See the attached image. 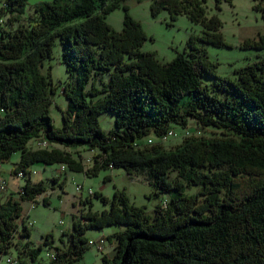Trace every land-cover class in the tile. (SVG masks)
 <instances>
[{
    "label": "trees",
    "instance_id": "1",
    "mask_svg": "<svg viewBox=\"0 0 264 264\" xmlns=\"http://www.w3.org/2000/svg\"><path fill=\"white\" fill-rule=\"evenodd\" d=\"M118 1H0V161L20 150L15 174L39 162L81 171V158L63 148L86 144L97 151L87 173L121 167L130 175L144 173L154 194L171 193L150 216L115 190L108 209L72 219L62 233L67 242L46 264H79L88 248L86 229L113 223L124 227L114 233L115 250L102 256L104 264H264V57L236 69L234 79L220 77L190 38L187 55L180 51L160 62L141 50L146 35L126 12L120 30L109 26L105 15ZM201 1L153 0L151 14L168 8L173 17L188 13L189 5L195 6L190 16L201 14ZM257 7L264 22V4ZM57 37L73 78L62 86L66 109L59 127L49 115L56 92L51 67L42 71ZM206 38L223 43L218 36ZM242 46L264 49V31ZM104 111L115 114L108 132L99 123ZM190 117L220 133L186 136L171 149L137 142L150 132L162 138L174 123L187 126ZM32 138L48 143L30 148ZM190 185L198 190L188 192ZM44 187L43 180L28 179L18 198L9 194L0 202V254L14 247L19 264L34 261L42 247L20 239L30 232L20 202L35 201ZM52 240L45 237V243Z\"/></svg>",
    "mask_w": 264,
    "mask_h": 264
},
{
    "label": "rangeland",
    "instance_id": "2",
    "mask_svg": "<svg viewBox=\"0 0 264 264\" xmlns=\"http://www.w3.org/2000/svg\"><path fill=\"white\" fill-rule=\"evenodd\" d=\"M152 2L153 0H119L117 6L106 13L105 20L110 27L120 30L124 25V13L130 15L139 23V27L146 35L145 40L142 41L141 50L152 51L160 62L170 61L180 51L187 55L186 52L189 51L187 43L190 38H193L194 44L213 62L215 73L220 77L234 79L237 75L236 69L264 57V49L242 46L246 39L255 38L258 33L261 34L264 31L262 10L257 7L258 4L263 5L264 0H203L200 6L201 14L190 16V10L195 6L189 5L188 13L182 10L173 17L168 8L151 14ZM28 12H31V9ZM212 20L218 21L216 27L206 25ZM213 35L220 37L223 43L214 44L212 41H206V37H213ZM61 53L62 44L57 37L54 39L53 53L50 58L45 59L42 68V71L46 72L51 67L49 73L56 85L49 113L56 127L62 125L61 113L66 109V97L62 86H66L73 79L65 69ZM103 79L106 80L107 75H103ZM201 79L204 83L211 82V78L207 75H202ZM90 84L91 82L86 84V88ZM96 85L101 84L97 82ZM114 115L110 111H104L99 115V123L104 131L108 132L114 128ZM172 128L177 131L176 135H165L159 138L150 132L137 142L140 146L161 142L165 149H171L186 136H211L220 133L219 130L211 129V127L198 126L191 117L187 120V126L183 127L181 124L174 123ZM186 129L189 131L185 132ZM149 139L151 142L148 141ZM37 140L32 138L27 142V146L36 148V144L42 142ZM46 145L47 143L40 146ZM63 149L70 151L76 158H81L84 169L75 171L60 162L52 164L39 162L29 166L27 169L29 177L20 178L17 176L19 174H15L13 170L21 157L20 150L13 151L7 159L0 161V178H4L7 182L5 190L0 191V202L4 201L9 194L18 198V188L24 186L28 179L31 182L43 180L45 186V190L36 197L35 201L27 199L20 202L24 223H32L28 226L30 231L28 237L26 235L20 239L22 242L26 239L30 240L33 247L42 246L36 259L34 261L25 259L24 264L48 263L50 254L55 252L56 246L63 248L67 242V236L62 233L71 228L72 219L89 209L92 211L108 209L115 190L123 191L131 203L143 207L150 216L153 215L154 207L158 204L164 205L171 195L170 192L164 191L154 194L153 186L143 177L144 173L130 175L121 167H102L95 173H87L86 169L91 170L93 166L95 153H92L86 144L70 145ZM78 184L83 185L81 192L75 190ZM87 189L101 193L108 201L103 202L99 196L87 194ZM186 190L194 193L198 190V186L190 185ZM16 221L19 229H22L20 218ZM123 227L124 225L113 223L101 229H86L84 236L87 241L102 235L105 238V246L103 250L87 246L78 263L104 264L102 256L109 249V242L115 241L114 233ZM46 236L53 240L45 243ZM17 238L16 234L14 241ZM8 257L17 259V250L12 246L7 252L0 254V264H13L7 261Z\"/></svg>",
    "mask_w": 264,
    "mask_h": 264
},
{
    "label": "built area",
    "instance_id": "3",
    "mask_svg": "<svg viewBox=\"0 0 264 264\" xmlns=\"http://www.w3.org/2000/svg\"><path fill=\"white\" fill-rule=\"evenodd\" d=\"M3 4H5V0H0ZM189 130H185V132H188ZM177 131L176 130H174L173 128H170L169 130H168V132L165 134L166 136H172V135H176L177 133H176ZM164 137V136H163ZM92 153H95V150H93V151H91ZM97 152V151H96ZM109 167H111V166H109ZM18 177H20V178H22V177H29V174H28V171H23L21 174H19V175H17ZM6 186H7V182H6V180L4 179V178H0V191H3V190H5V188H6ZM22 187L23 186H20L19 188H18V191H19V193H21L22 192ZM83 189V185L82 184H78L77 186H76V191H78V192H81V190ZM86 192H87V194H89V195H92L93 194V192H92V190H90V189H87L86 190ZM27 225L28 226H31L32 225V223L31 222H27ZM87 245L88 246H94V247H96L98 250H103L104 249V246H105V238L101 235V236H99L98 238H96V239H94V240H88L87 241ZM56 258V253L55 252H53L52 254H50V258H49V261H53L54 259ZM7 261H9V262H11V263H13V264H19V260L18 259H13V258H11V257H8L7 258Z\"/></svg>",
    "mask_w": 264,
    "mask_h": 264
},
{
    "label": "crops",
    "instance_id": "4",
    "mask_svg": "<svg viewBox=\"0 0 264 264\" xmlns=\"http://www.w3.org/2000/svg\"><path fill=\"white\" fill-rule=\"evenodd\" d=\"M109 243V249L104 252L108 257L111 256L113 254V251L115 250V241H110Z\"/></svg>",
    "mask_w": 264,
    "mask_h": 264
},
{
    "label": "water",
    "instance_id": "5",
    "mask_svg": "<svg viewBox=\"0 0 264 264\" xmlns=\"http://www.w3.org/2000/svg\"><path fill=\"white\" fill-rule=\"evenodd\" d=\"M40 1H49V0H28V2L30 3V4H36V3H38V2H40ZM50 1H53V0H50Z\"/></svg>",
    "mask_w": 264,
    "mask_h": 264
},
{
    "label": "bare ground",
    "instance_id": "6",
    "mask_svg": "<svg viewBox=\"0 0 264 264\" xmlns=\"http://www.w3.org/2000/svg\"><path fill=\"white\" fill-rule=\"evenodd\" d=\"M45 143H48L47 141H42V142H40V143H38L39 144V146L40 145H45ZM91 160V159H90ZM23 172V171H22ZM22 172H18V174H21Z\"/></svg>",
    "mask_w": 264,
    "mask_h": 264
}]
</instances>
